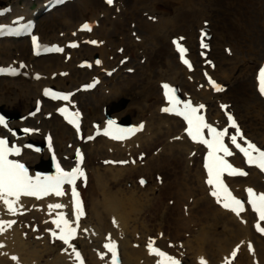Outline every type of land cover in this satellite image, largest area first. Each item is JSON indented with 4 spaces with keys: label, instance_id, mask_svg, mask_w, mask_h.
I'll return each instance as SVG.
<instances>
[{
    "label": "bare ground",
    "instance_id": "obj_1",
    "mask_svg": "<svg viewBox=\"0 0 264 264\" xmlns=\"http://www.w3.org/2000/svg\"><path fill=\"white\" fill-rule=\"evenodd\" d=\"M130 1L134 10L143 6L139 10L141 16L148 12L156 18V23L147 24L146 19L129 12V8L120 2L117 7L122 6L123 13L117 23L108 24L111 10L100 8L94 0L82 1L73 16L91 22L98 19L99 26L91 37L98 38L104 45L97 49L82 47L71 53L68 63L59 58L37 62L30 57L25 59L22 47L6 46L0 41V67L26 61L29 68L25 72L28 78L0 83V110L13 117L12 126H20L17 118L20 116L21 122L27 117L42 88L53 85L72 90L91 76L99 75L96 69L90 73L77 72L75 68L81 60L96 55L109 70L118 67L121 58L128 56L129 61L111 79H104L91 98L83 100L77 96L88 132L92 122L104 120V110L112 117H126L145 124L143 133L124 148L102 139L84 147L89 178L82 194L87 216L74 227L77 230L75 241L66 245L50 238V233L55 230L52 223L55 213L71 211L67 198L40 203L22 201L18 211L26 214L17 215L12 228L8 227L12 220L0 207L3 227L0 231V264H77L73 249L80 253L86 264H109L112 252L105 250V245L110 243L115 244L120 264H155L158 258L149 257V244L153 250L167 253L180 264H199L201 258L205 264H222L234 249L233 264H264V239L251 228L253 216L246 213L235 218L216 206L215 200L209 197V189L204 186L200 159L203 151L184 138L179 121L159 114L163 106L159 84L168 82L179 87L184 97L191 98L196 106L204 105L200 109L206 111L213 124L223 123L221 109L235 114L244 137L264 149V105L255 91V75L248 92L245 80L249 73H243L247 68L245 60L257 58L256 62H259L261 48L264 58V0ZM11 11L27 18L30 15L27 8L20 11L19 0H14ZM132 21L137 23L136 29L145 41L138 45L126 35L127 31H133L127 27V22ZM207 23L208 28H205ZM43 26L38 29L45 33ZM77 27L78 24H64L59 32L68 39ZM55 30L52 27L46 36L43 35L46 43L58 35L50 37ZM202 31L207 32L203 40L206 50L199 47L198 36ZM117 34L121 37L118 47L114 43ZM178 36L186 39L190 49L188 55L195 61L196 69L192 73L178 64L173 52L170 40ZM57 37L54 41L59 40ZM227 46L232 49L231 56L224 51ZM119 47L124 49L121 57L117 55ZM197 56L205 57L215 65L212 75L220 93L203 82ZM141 60H144L143 64H140ZM125 69L134 72L127 75ZM59 72L69 74L64 79L56 77L52 80V74ZM36 74L42 75L39 81L33 80ZM235 74H240V78ZM239 82H242L239 89L235 88ZM105 90H108L107 95ZM44 105L35 121H27L31 125H37L39 121L36 128L42 133L50 131L57 150L65 153L64 146L73 141V133L56 118L49 122L43 120L44 115L52 111L50 104ZM192 151H195L194 157L190 155ZM138 156L144 157L141 164L131 166L126 161L123 167L119 165L128 157L137 159ZM22 160L33 167L40 158L25 153ZM141 179L145 181L143 185ZM230 184L237 196H242L245 188H255L264 194V179L254 170L243 180L234 179ZM52 204L62 207L50 209ZM47 213L51 215L46 216ZM13 256L17 259L13 260Z\"/></svg>",
    "mask_w": 264,
    "mask_h": 264
},
{
    "label": "snow or ice",
    "instance_id": "obj_2",
    "mask_svg": "<svg viewBox=\"0 0 264 264\" xmlns=\"http://www.w3.org/2000/svg\"><path fill=\"white\" fill-rule=\"evenodd\" d=\"M108 4H112L113 0H107ZM85 29H88V25L85 24L83 26ZM182 39V38H181ZM92 43H96V41H92ZM174 44H177V50L181 54V60L184 64H189V62L184 59V53L186 49L183 47H180L177 41H173ZM33 44H36V38L33 37ZM75 46V45H73ZM202 46H206L203 45ZM57 51H60V49H57ZM99 63V61H97ZM191 67V65H189ZM2 71V70H0ZM259 83H260V92L262 95H264V67H261L259 70L258 75ZM210 83L212 84L213 88L220 90L219 87L215 84V82L210 80ZM162 88L165 89L164 95L168 99L169 107H165L162 109L164 112H172L176 115L182 116L184 121L187 123V135L192 138L193 140H199V142L205 144L207 148L209 149L208 155L205 158V164L204 167L207 170V184L212 186L213 191L211 192V195L217 198V202H220V193H224V203L223 207L226 209H230L231 211L235 212L237 215L241 211H243V206L241 204V201L232 197L231 193L228 191L227 187L224 185L223 181L221 180V176L223 173L227 172L229 175L236 174L237 170L233 168L231 164H229L221 155L220 153H223L224 156L231 155L229 148L225 146L223 142V137L225 136V131H218L216 128L212 127L210 124L205 122V119L203 116L198 115V108L194 107L191 103L185 102L182 106V108L177 107V105L180 104L179 100L175 99L174 95H171V93L174 92L173 89L170 88V86L165 83L162 85ZM48 90H45V94L47 95ZM61 98L67 100L68 96L63 95ZM204 105H199V108H203ZM226 107V106H221ZM61 112H64V109H60ZM78 115V114H74ZM228 121L231 124L233 128H236L237 134H240L238 127L236 126L235 121L233 120V117L231 115L228 116ZM4 123L3 118L0 117V124ZM69 123L74 124V126L79 131V124L76 123L74 119L69 120ZM108 124L110 126L114 125V121H109ZM140 128L143 127V125L139 126ZM207 129V134L211 139H204L202 136V130ZM139 129H128V133H132ZM25 132H28L29 129H24ZM121 133H124L125 130H119ZM104 135H110V132L108 130H105ZM114 139H123L125 138L124 135H117L113 136ZM232 143L236 145L237 148L240 149V151L244 154V156L247 158L248 164H255L258 166L262 171H264V151H261L259 148H257L254 144L250 142L247 143V148H242L239 144L236 142V136H232ZM19 148H16L13 146L12 148L8 147V141L4 139H0V201L3 202L5 206H7V209L10 213H15L16 208L14 205H16L21 196H32L36 197L37 199L41 198L42 196H46L50 193H54L56 196L63 195L62 191V185L64 183L73 184L76 176L79 174L80 176H83V172L79 170V168H73L70 172H66L63 169L60 168L59 165H57V174L54 177H45L40 178L36 177L33 178L28 175V171L25 168V165L22 163H19L15 160L8 159L10 154L19 155ZM253 153H256L254 156ZM77 156L80 157V152L77 150ZM122 163H126L122 162ZM240 175H244L245 173L239 172ZM140 183L143 185L145 181L141 179ZM247 192L249 194V203L251 204L253 210L258 213L259 219L261 221H264V194H260L259 196H256L253 193V190L251 188L247 189ZM73 197H74V205H75V212L77 220L81 215H83L81 205L77 197V193L75 192V189H73ZM62 207L61 204H52L49 205L50 209H60ZM10 222L8 224V227H11ZM53 224L57 226V228L60 230L59 234L56 232H52V236L54 238H58L59 240L63 241L64 244H69L70 239L73 237V233L75 232V229L70 226L69 220L64 217L63 214H60L57 219H54L52 221ZM257 230L264 232V228H261L260 225H257ZM3 230L2 222H0V231ZM51 231V230H49ZM106 248H108L112 252V261L113 264H117V253L115 250V244L110 243L105 245ZM249 250H251V245H249ZM75 259L76 261L80 262V264H83V261L81 259V255L79 252L75 251ZM149 251L152 252V246L149 244ZM156 254L164 257V261H161L160 264H180V261L176 260L175 258L171 256H166L165 253L156 251ZM232 257L235 258L236 251L234 250L231 253ZM13 260H16L17 258L15 256L12 257ZM199 264H205V261L201 258ZM227 264V262H226Z\"/></svg>",
    "mask_w": 264,
    "mask_h": 264
},
{
    "label": "rangeland",
    "instance_id": "obj_3",
    "mask_svg": "<svg viewBox=\"0 0 264 264\" xmlns=\"http://www.w3.org/2000/svg\"><path fill=\"white\" fill-rule=\"evenodd\" d=\"M74 8V7H73ZM75 9V8H74ZM62 13H67L66 12V10L65 9H61V10H58V12H56V16L57 17H59L58 19H60L61 18V14ZM44 17H46L47 19H49L48 18V16H44ZM43 18V17H42ZM55 20H57V18H54V20L53 21H55ZM259 30H260V25H259V28H258ZM264 30V29H263ZM262 31V30H261ZM262 52H263V50H262V48H261V55H262ZM252 64V61H251V63H250V65ZM245 85L247 86L248 85V87H246V88H248V92L250 91V87H251V79H250V77H249V81L248 82H246L245 83Z\"/></svg>",
    "mask_w": 264,
    "mask_h": 264
}]
</instances>
